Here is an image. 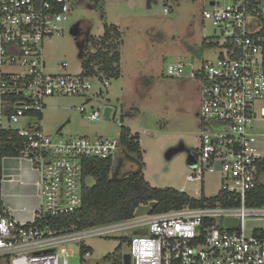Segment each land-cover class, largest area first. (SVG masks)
Listing matches in <instances>:
<instances>
[{
  "label": "built area",
  "instance_id": "built-area-1",
  "mask_svg": "<svg viewBox=\"0 0 264 264\" xmlns=\"http://www.w3.org/2000/svg\"><path fill=\"white\" fill-rule=\"evenodd\" d=\"M100 1L0 0V99L17 97L8 122L29 118V124L18 129L24 145L19 155L30 159L38 171L40 200L29 222L16 221L2 207L3 264H72L70 258L75 257L78 264H88L92 253L84 240L90 237H120L129 246L128 252L106 255L99 264H122L126 253L127 264H264V235L244 234L246 217H264V207L245 205L264 159L257 145V138L264 135L259 131L264 123V0H192L203 6L201 17L213 27L210 43L218 54L198 65L189 64L188 78L198 88L196 116L201 129L200 143L188 157L191 172L186 181L202 185L206 174H217L219 191L200 194L219 196L229 205L204 201L201 206L133 213L87 227L58 226V218L81 206L83 160H113L120 144L119 137L64 138L41 130L36 114L43 109L46 96L86 95L95 84L102 93L109 84L107 77L81 71L47 73L42 44L63 34L74 7ZM66 66L62 62L60 68ZM186 66L181 61L170 63L167 73L180 76ZM86 118L100 120L103 115L93 110ZM224 219L239 222L236 227L224 226Z\"/></svg>",
  "mask_w": 264,
  "mask_h": 264
},
{
  "label": "rangeland",
  "instance_id": "rangeland-1",
  "mask_svg": "<svg viewBox=\"0 0 264 264\" xmlns=\"http://www.w3.org/2000/svg\"><path fill=\"white\" fill-rule=\"evenodd\" d=\"M164 7L170 11L164 13ZM202 7L200 2L192 0H169L167 3L157 0L151 2L150 7L146 6V0H102L89 7L83 4L74 7L63 34H55L42 44L46 72L79 73L82 70L81 57L89 52L90 45L82 44L68 31L72 22L79 21L90 28L93 37L102 36L104 25L117 27L120 76L108 78L109 84L102 93L95 84L86 95L46 96L41 110V130L52 136L64 124L59 133L64 138H117L121 125L130 127L139 135L143 174L152 186L184 187L182 190L193 197L200 193L215 195L219 191L217 174H206L202 185L186 181L191 172L189 152L198 147L201 129L196 116L198 88L196 82L188 78L189 64L198 65L218 54V48L210 43L214 37L213 27L201 17ZM178 61L187 66L180 76L169 75L168 64ZM62 62L67 63L64 69L59 68ZM136 83H139L138 87ZM107 96H111L116 107L115 116L107 120H88L86 115L93 110L102 115ZM87 98L90 100L85 102ZM129 110L134 115H128ZM24 122L26 118L17 123L3 119L5 126L14 128ZM259 131L264 133V123ZM257 145L259 153L264 156V135L257 138ZM172 149L176 152L166 159V153ZM131 157L121 150L113 159L111 176L122 177L137 171L138 162ZM238 222V219L222 221L224 226L231 227H236ZM252 227L264 228V217H246V236L251 235ZM84 245L92 253L87 259L88 264H99L106 255L129 250L125 239L120 237H90L84 240ZM70 262L79 263L77 257L70 258Z\"/></svg>",
  "mask_w": 264,
  "mask_h": 264
},
{
  "label": "trees",
  "instance_id": "trees-1",
  "mask_svg": "<svg viewBox=\"0 0 264 264\" xmlns=\"http://www.w3.org/2000/svg\"><path fill=\"white\" fill-rule=\"evenodd\" d=\"M100 9H102V5H100ZM118 34L116 26L104 25L102 36H89L87 44L89 43L90 50L88 53H83L81 57V72L107 78L120 76V54L116 42ZM139 83H136L137 87ZM16 99L15 96L3 97L1 111L4 117H8L12 113V102ZM126 113L134 112L129 110ZM36 115L41 119V112ZM120 127L119 152L122 150L132 156L131 158L138 162V170L122 177H115L110 174L113 166L112 159L85 158L82 162L81 206L74 213L58 218V226L76 225L81 228L128 218L133 215L139 205L147 204L150 201H155V205L150 211L152 213L164 212L184 205L201 206L204 201L211 203L221 201L223 205H229V203L223 202L219 196L205 197L200 194L198 197H193L173 187L152 186L143 174L144 162L142 161L138 133H131L130 128L123 125ZM22 141L17 128L11 126L2 128L0 130V161L4 156L19 155L24 147ZM182 148L183 146L180 147V149ZM259 166L260 176L257 185L247 194L245 200V205L249 207H264V159L260 161ZM89 180L93 182L90 183ZM0 212H2L1 201ZM253 232L254 235H264V231L260 229H254ZM0 264H3L2 259H0Z\"/></svg>",
  "mask_w": 264,
  "mask_h": 264
},
{
  "label": "crops",
  "instance_id": "crops-1",
  "mask_svg": "<svg viewBox=\"0 0 264 264\" xmlns=\"http://www.w3.org/2000/svg\"><path fill=\"white\" fill-rule=\"evenodd\" d=\"M67 67V66H66ZM64 67V68H66ZM60 68V67H59ZM60 68V69H64ZM107 95L110 91L107 90ZM87 98L85 102H88ZM106 101L113 104L111 96H107ZM2 102L0 99V130L8 125L3 124V119H7L2 115ZM134 115V113L128 114ZM29 124V118L17 129L26 127ZM14 128V127H13ZM130 128V127H129ZM131 133H134L130 128ZM143 161V156H142ZM145 177V174H144ZM38 179V171L30 159L24 156H4L0 161V201L2 207L7 208L18 222H29L33 219L35 212L39 206V195L37 192L36 181ZM182 187L179 188L181 190ZM254 229L264 231V228L252 227ZM254 233V232H253Z\"/></svg>",
  "mask_w": 264,
  "mask_h": 264
},
{
  "label": "water",
  "instance_id": "water-1",
  "mask_svg": "<svg viewBox=\"0 0 264 264\" xmlns=\"http://www.w3.org/2000/svg\"><path fill=\"white\" fill-rule=\"evenodd\" d=\"M150 3H151L150 0H146V6H147V7H150ZM69 33H71L75 38H77V25H76V23L70 28ZM111 111L113 112L112 117H114V116H115L116 107H115L113 104H110V103H108V102L106 101V103L104 104V107H103V113H102V115H103V119L107 120V119L109 118V116H110V112H111ZM63 125H64V124H62V125L57 129V131H56L57 134L60 133V131H61ZM174 152H176L175 149H172V150H170L169 152H167V153H166V159H170V157L172 156V154H173ZM189 154H190V152H189ZM154 205H155V201H150V202L147 203V204L139 205V206L135 209L134 214H135V215H141V214L149 213ZM47 216H48V214L46 213V214H45V217H47ZM123 257H124V263H126V264L129 263V260H130V258H129V254L126 253V254L123 255Z\"/></svg>",
  "mask_w": 264,
  "mask_h": 264
},
{
  "label": "flooded vegetation",
  "instance_id": "flooded-vegetation-1",
  "mask_svg": "<svg viewBox=\"0 0 264 264\" xmlns=\"http://www.w3.org/2000/svg\"><path fill=\"white\" fill-rule=\"evenodd\" d=\"M76 25H77V39L82 44L87 43L88 38L91 35L90 28L85 24H80L79 21L76 23Z\"/></svg>",
  "mask_w": 264,
  "mask_h": 264
}]
</instances>
